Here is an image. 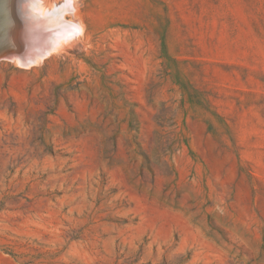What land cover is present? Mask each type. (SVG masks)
Here are the masks:
<instances>
[{
    "label": "rangeland",
    "instance_id": "374dc122",
    "mask_svg": "<svg viewBox=\"0 0 264 264\" xmlns=\"http://www.w3.org/2000/svg\"><path fill=\"white\" fill-rule=\"evenodd\" d=\"M26 1L0 0V264H264V0Z\"/></svg>",
    "mask_w": 264,
    "mask_h": 264
},
{
    "label": "bare ground",
    "instance_id": "6f19581e",
    "mask_svg": "<svg viewBox=\"0 0 264 264\" xmlns=\"http://www.w3.org/2000/svg\"><path fill=\"white\" fill-rule=\"evenodd\" d=\"M27 1H28V0H27ZM27 1H26V2H27ZM30 1H31V0H30ZM30 1H29V3H30ZM72 1H74V0H72ZM63 2H65V0H64ZM66 2H68V1H66ZM72 3H73V2H72ZM74 3H75V1H74ZM74 3H73V4H74ZM22 5H24V3H22ZM27 5H28V4H27ZM28 6H29V5H28ZM28 6H26V7H28ZM69 6H71V5H69ZM69 6H68V7H69ZM72 6H73V5H72ZM74 6H75V5H74ZM74 6H73V7H74ZM22 7H23V6H22ZM22 7H21V8H22ZM68 7H66V8H68ZM75 7H76V6H75ZM75 7H74V8H75ZM47 8H48V7H47ZM27 9L29 10V8H27ZM50 9H51V6H50ZM75 9H76V8H75ZM25 10H26V9H25ZM25 10H24V11H25ZM66 10H67V9H66ZM69 10H70V9H69ZM69 10H67V12H71V10H70V11H69ZM30 11H31V10H29V12H30ZM73 12H75V11H73ZM26 14L28 15V13H26ZM26 14H25V15H26ZM31 14H32V12H31ZM23 15H24V13H23ZM32 16H33V14H32ZM34 16H37V15H34ZM34 16H33V18H32L31 16H29L30 18H28V16H25V17L28 18V19H30V20H31V18H32V21L38 19L37 17L35 18ZM39 17H41V16H39ZM41 18H42V17H41ZM41 18H39L40 21H41ZM43 19H44V17H43ZM43 19H42V20H43ZM45 19H47V18H45ZM45 19H44V20H45ZM73 19H75V18L73 17ZM44 20L41 21V23H43ZM76 20H78V19H76ZM40 21H39V22H40ZM70 21H71V20H70ZM30 22H31V21H30ZM35 22H37V21H35ZM39 22H37V23H39ZM28 23H29V21H28L26 24H28ZM69 23H70V22H69ZM78 23H81V22H79V20H78ZM23 24H25V22H24ZM26 24H25V25H26ZM70 24H71V23H70ZM42 25L45 26V25H47V23L45 24V22H44V24H42ZM73 25H74V24L72 23V26H73ZM40 26H41V25H40ZM66 26H67V25H66ZM75 26H76V24H75ZM79 26H82V24H81V25L79 24ZM18 27H19V26H18ZM28 27H29V26H28ZM32 27H33V26H32ZM46 27H48V26H46ZM35 28H36V29L38 28L37 30L40 31V32L37 34V36H36V37H38V35L41 33V29H40L39 27H37V24H36V27H35ZM66 28H67V27H66ZM69 28H71V27H68L67 29H64V30H66V31L68 32V34H70L69 31H71V30H69ZM73 28H74V26H73ZM79 28H80V30H82V27H79ZM36 29H35V30H36ZM47 29H48V28H47ZM47 29H46V30H47ZM71 29H72V28H71ZM76 29H77V28H75V30H74V29H72V30L76 31ZM31 30H32V29H31ZM43 30H44V29H43ZM68 30H69V31H68ZM77 30H78V29H77ZM7 31H8V30H7ZM66 31H65V32H66ZM74 31H72V37H73V35L75 34ZM30 32H31V31H30ZM44 32H45V30H44ZM67 32H66V34H67ZM28 33H29V30H28ZM34 33L36 34L37 32H34ZM45 33H46V32H45ZM45 33H44V34H45ZM77 33L79 34L78 31H77ZM77 33L75 34V37H76ZM29 34H33V32H31V33H29ZM66 34H63V36L61 37L63 40L65 39L64 35L67 36V38L70 39V36H68V35H66ZM41 35H42V33H41ZM49 35H50V33H49ZM49 35L46 36V34H45V35L43 36V38L46 36V40H47L48 37H50ZM70 35H71V34H70ZM33 36H34V35H33ZM80 36H81V35H80ZM27 37H28V36H27ZM36 37H35V38H36ZM63 37H64V38H63ZM35 38H34V39H35ZM43 38L41 37V39H43ZM30 39L32 40L33 38H30ZM38 39L40 40V38H38ZM71 39H72V38H71ZM36 40H37V39H36ZM39 40H38V42H40ZM43 40H45V38H44ZM43 40H42V41H43ZM60 40H61V39H60ZM28 41H29V40H28ZM42 41L40 42L41 44L46 42V41H44V42H42ZM64 41H65V40H64ZM52 42H53V41H52ZM52 42H50V43H49V42H46V43H45V44H46V48H50L49 45H50ZM54 42H56L55 39H54ZM32 43H33V42H32ZM40 43H38V45H39ZM47 43H49V44H47ZM56 43H57V42H56ZM26 44H27V43H26ZM28 44H31V43H28ZM28 44H27V45H28ZM6 45H7V43H6ZM59 45H61V44H59ZM40 46H41V45H40ZM47 46H48V47H47ZM51 46H52V44H51ZM56 46H58V45H56ZM41 47H42V46H41ZM43 47L45 48V45H44ZM41 49H42V48H41ZM2 50H3V49H2ZM2 50H1V52H2ZM8 50H9V49H8ZM34 50H35V49H34ZM48 50H49V49H48ZM48 50H47V51H48ZM55 50H56V49H55ZM26 51H27V50H26ZM38 51H39V50H38ZM38 51H37V49H36V52H37V53H36L35 51H34L33 53H36L37 56H38V54H39ZM6 52H7V51H6ZM40 52H42V50H41ZM50 52H51V51H50ZM50 52H49V53H50ZM25 53H26V52H25ZM25 53H23V54H25ZM4 54H5V53H4ZM4 54H1V55L5 56L6 54H5V55H4ZM21 54H22V53H21ZM23 54H22V55H23ZM26 54H27V53H26ZM44 54H45V53H44ZM31 55H32V52H31V54H30V57H31ZM33 55H34V54H33ZM39 55H40V57H41V54H39ZM6 56H7V55H6ZM1 57H2V56H1ZM30 57L28 56L29 59H30ZM40 57L38 56V58H40ZM24 58H25V56L23 57V59H24ZM31 58L33 59V57H31ZM34 58H35V57H34ZM36 58H37V57H36ZM36 58H35V59H36ZM12 59H13V58H12ZM29 59L26 58V59H24L23 61L28 60V61H29V63L27 62L28 64H31L32 62L34 63L33 60H32V62H31ZM35 59H34V60H35ZM36 60H37V59H36ZM16 61H17V60H16ZM30 62H31V63H30ZM20 63H23V62L20 61ZM25 63H26V62H25ZM37 63H38V62H37Z\"/></svg>",
    "mask_w": 264,
    "mask_h": 264
},
{
    "label": "clouds",
    "instance_id": "9594fccd",
    "mask_svg": "<svg viewBox=\"0 0 264 264\" xmlns=\"http://www.w3.org/2000/svg\"><path fill=\"white\" fill-rule=\"evenodd\" d=\"M27 4H28V3L24 4L23 7H26Z\"/></svg>",
    "mask_w": 264,
    "mask_h": 264
}]
</instances>
